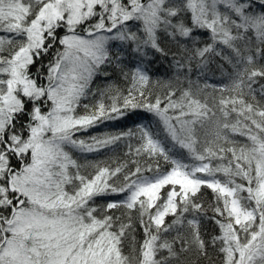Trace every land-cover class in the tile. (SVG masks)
Listing matches in <instances>:
<instances>
[{
  "label": "snow or ice",
  "instance_id": "obj_1",
  "mask_svg": "<svg viewBox=\"0 0 264 264\" xmlns=\"http://www.w3.org/2000/svg\"><path fill=\"white\" fill-rule=\"evenodd\" d=\"M0 264H264V0H0Z\"/></svg>",
  "mask_w": 264,
  "mask_h": 264
},
{
  "label": "trees",
  "instance_id": "obj_2",
  "mask_svg": "<svg viewBox=\"0 0 264 264\" xmlns=\"http://www.w3.org/2000/svg\"><path fill=\"white\" fill-rule=\"evenodd\" d=\"M109 71H111V69H109ZM152 75H153V80L166 79L167 76L169 75V69L167 67V62L157 60L153 66ZM109 84L118 85L121 88L127 87V85L119 78V76L113 73V75L110 76L108 79H105L103 76L96 77L92 84V88L93 89L105 88L104 85H109ZM92 98H94V96H92ZM98 99H101V97H98ZM104 102L106 104L110 103V101L107 98H104ZM93 103H96V102H93ZM140 124L147 125L154 132L160 133V138L163 139V133L160 130V125L157 122V118L154 117L150 113L143 112L142 110H137L136 112L131 113L127 118H121V119L102 122L98 124L96 127L91 128L89 132L92 131L93 129V131H95V133L97 134L96 136H103L107 134H119L121 132H127L130 129L135 130L137 125H140ZM103 126L104 128L109 129V132H105V130L103 129ZM85 138L87 139L88 137H85ZM137 143H138L137 137H133L131 139L124 138L121 141H119L117 144L100 150V152L96 154L97 155L96 163H99L101 166L107 164V165H111L112 167H115L117 163H120V162H123L129 159V157L125 155V153L128 151V147H127L128 144H131L133 147H135ZM90 160H93V159H90ZM145 174L151 175V173H145ZM111 198H116V197H108V199H111ZM207 198L209 200L211 199L210 193L207 194ZM104 202H105L104 199L97 200V204H103Z\"/></svg>",
  "mask_w": 264,
  "mask_h": 264
},
{
  "label": "rangeland",
  "instance_id": "obj_3",
  "mask_svg": "<svg viewBox=\"0 0 264 264\" xmlns=\"http://www.w3.org/2000/svg\"><path fill=\"white\" fill-rule=\"evenodd\" d=\"M108 85H104V87L106 88ZM98 95L97 96H94V98H92V96H90L87 100L83 101L84 103H93V102H97L99 101L100 99H98V97H100L99 93H97ZM103 129L105 130V132H109V129L107 128H104L103 126ZM90 130V129H89ZM89 130L87 132H82L80 133V137L81 138H85V137H90L92 135L96 136L97 134L95 133V131H90ZM86 139V138H85ZM100 151L98 152H92V153H79V152H74V156L81 162V163H96L97 161V155ZM90 159H93V160H90Z\"/></svg>",
  "mask_w": 264,
  "mask_h": 264
}]
</instances>
